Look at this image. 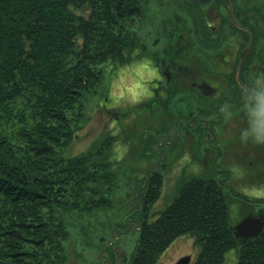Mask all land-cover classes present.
<instances>
[{"label":"trees","instance_id":"16d2710c","mask_svg":"<svg viewBox=\"0 0 264 264\" xmlns=\"http://www.w3.org/2000/svg\"><path fill=\"white\" fill-rule=\"evenodd\" d=\"M145 2L0 0V264H65L71 241L77 254L85 245L97 251L103 245L92 232L94 222L84 218L113 208L117 172L103 155L109 139L76 155L65 149L82 117V101L97 93L103 67L143 53L138 31ZM252 51L242 61L245 68L252 64ZM152 141L145 140L142 157L157 155ZM142 176V187H126L144 204L129 203L123 218L110 214L114 224L139 217L127 264H156L181 235L193 237L199 249L191 264H224L233 248L235 264H264V227L256 237L238 241L229 220L231 189L223 179L189 178L148 220L163 175L156 167Z\"/></svg>","mask_w":264,"mask_h":264},{"label":"rangeland","instance_id":"374dc122","mask_svg":"<svg viewBox=\"0 0 264 264\" xmlns=\"http://www.w3.org/2000/svg\"><path fill=\"white\" fill-rule=\"evenodd\" d=\"M196 2L190 4L186 0H146L143 9L144 15L138 31L142 36L143 53L137 57H132L130 62L117 66L110 63L103 67L104 73L97 93L82 101V117L75 126L73 138L65 149L66 155H76L90 149L93 145L100 144L105 138L109 139V146L103 149V155H107L111 159V166L117 172L113 193V208L115 209H108L107 213H105L106 209L100 210L97 216H91L89 221L84 218V221L94 222L92 223V232L96 236L98 235L99 239L103 237L108 244L104 248V252L111 253L110 250H115L114 252L117 254L115 256L113 253V264H122L120 248L124 250L127 258L130 257L137 237L135 224L139 220L138 216L130 217L132 219L130 223L124 219L127 224H114L116 219L113 215L123 218L131 210L129 203L132 195L126 186L136 189L138 181L140 182V178L143 177L142 175L147 168L155 170L157 167L163 175L158 199L148 206V220L155 219L158 212L165 209L173 201L182 186L181 184L193 176L223 179L230 187L231 193L227 196V202L229 204V220L232 226L241 220L247 212H254L256 209L264 210V206L253 201L255 198L264 199V151H262L264 147L239 143L234 133L242 124L241 117H236L227 123L222 122L220 126H223V130L217 131L215 139L210 138L211 134L203 128L197 133L187 131L185 136L179 137L173 135L174 129L178 126H164L168 119H173V122L177 123V113L170 119L165 117L167 111L158 103L154 104L151 111L144 100L135 105L119 104L114 102L111 95L110 84L118 69L138 60L141 56L147 55L151 48L153 50L159 49L163 41L168 39L165 35L166 32L164 33L165 30H178L174 33L175 38L170 41L171 43L183 38H188V41L192 40L194 46L198 48V50L194 49V65L201 67V71L207 73L209 77H212L210 74H218L214 77H218L216 85L221 87V94L228 92L221 77H219L222 72L219 64L222 61L219 58L220 54L216 52L215 55L206 49L204 50L201 39L197 38L198 34H194L192 29L193 36L189 37L183 29V27L192 26L191 23L193 25L194 23L198 24L200 2ZM248 2L250 0H239L237 6L245 10L240 12L245 16L250 10H254L257 43L252 49L254 60L252 59L253 62L250 66V74L254 76L264 73V0ZM191 10H194L196 14L190 12ZM76 11L85 13L84 10ZM189 12L192 16L190 18ZM193 15H196L198 19L196 20ZM179 34H182L183 37L181 38ZM155 41L157 44H154ZM238 52L239 50H237ZM212 55L214 58L217 56V59L212 60ZM211 60L214 66L211 65ZM254 63L255 65H253ZM214 69L218 71L216 72ZM233 98V101H238L235 97ZM104 102L108 107H113L116 113H108L99 106ZM209 104L210 102L205 105L200 104V114L206 119L213 115V109L209 107ZM159 132H162L161 138L158 137ZM149 138L153 140V144L155 143L153 149L157 148V155L142 157L140 152L147 146L145 140ZM214 144L221 148L220 152L215 151ZM259 151L263 152L261 156ZM159 156L163 158L160 159L161 161L158 160ZM157 160L161 164L160 166H157ZM125 178L130 180L128 184L125 182ZM111 213L113 215L110 216ZM111 226L112 228H110ZM90 236L93 237V233H90ZM69 244L70 252L65 264H84L85 260L90 262L88 264L100 262L93 260V258L100 254L101 248L97 251V246H82L83 248L80 250L84 254L82 255L81 253L77 254V250L74 249L75 243L71 241ZM198 250L193 237L181 235L164 249L156 264H174L184 255L190 256L189 264H191ZM235 262L236 253L233 248L225 253L224 264H235Z\"/></svg>","mask_w":264,"mask_h":264},{"label":"flooded vegetation","instance_id":"af4514ba","mask_svg":"<svg viewBox=\"0 0 264 264\" xmlns=\"http://www.w3.org/2000/svg\"><path fill=\"white\" fill-rule=\"evenodd\" d=\"M196 1L200 2V6L198 7L199 12L197 11L199 13L198 24L196 25V23H194L193 25V23H191L192 26H187L188 28L183 27V29L189 37L193 36V29V33H196V35L198 34L197 38L202 39L201 44H203L204 50L206 49L215 55L216 52L220 54L219 58L222 61L219 62V64L221 65L220 70L222 72L219 77H221L228 92L221 94V87L216 85L218 77H214L218 76V74L213 73L210 74L212 77H209L207 73L205 74V72L201 71V67L194 65L193 58H195V50H198V48L194 46L192 40L188 41V38H183L185 40L182 39V41L178 39L176 42L171 43L170 41L175 38L174 33L178 30H165L164 33L166 32L165 35L168 39L163 41L159 49L153 50L151 48L147 53L148 56L154 59V62L160 68L161 78L153 88L152 96L145 99L144 103L151 108V111L152 108H154V104H160L163 106L164 110L167 111L165 117L170 119L177 113V123H174L173 119H168L164 125H173V127L178 126V128L174 129V136H185L187 131L197 133L203 128L207 133L211 134L210 138L215 139L217 131L219 132L223 127H221L220 124L224 122L218 114L220 102L227 99L232 100L234 99L233 97L238 100L242 88L250 81V78L253 77L250 74V65L245 68L242 61L244 57L248 55V51L252 50L257 43V31H255L256 20L254 17V10H250L247 16L236 10L237 1L239 0ZM250 2H252V0H250ZM190 12L196 14L194 10ZM190 12L188 14L189 18L192 17ZM179 35L181 38L183 37L182 34ZM249 40L251 43L248 47ZM154 44H157V41H155ZM247 47L248 49H246ZM237 50H239L238 53ZM211 58L212 60H216L217 56L214 58L212 55ZM253 65H255V63ZM249 76L250 78H248ZM207 102H210L209 107L213 109V115L208 119L200 114V104L205 105ZM99 106L107 111L108 106L105 102L99 104ZM242 122L243 121H241V123ZM161 136L162 132H159L158 137L161 138ZM216 145H213L215 151L217 150L220 152L221 148ZM156 149L157 148L154 150L156 151ZM262 151H264V149ZM262 151L258 152L260 156L263 153ZM160 159H163L162 156H159V160ZM150 170L153 169L151 168ZM137 185H139L138 187H142L140 183H137ZM133 190L136 189L133 188ZM131 198V205L133 202L141 206L144 204V199L138 197V193L132 195ZM138 209L142 208L137 207L135 211ZM130 217L134 218L135 216L132 214V216L126 218L129 223L132 221ZM101 241L103 245L100 254H97V256H100L101 262L113 264L111 258L115 250H110L111 253L108 251L104 252V248L108 244L103 237ZM120 252L121 263L127 264V255L122 248H120ZM116 254L117 253H115V256Z\"/></svg>","mask_w":264,"mask_h":264},{"label":"clouds","instance_id":"9594fccd","mask_svg":"<svg viewBox=\"0 0 264 264\" xmlns=\"http://www.w3.org/2000/svg\"><path fill=\"white\" fill-rule=\"evenodd\" d=\"M160 78L161 70L154 59L141 56L118 69L110 84L112 98L119 104L135 105L152 96ZM218 114L225 123L242 118V124L234 133L240 144L264 147V73L250 79L242 88L238 101L224 100Z\"/></svg>","mask_w":264,"mask_h":264},{"label":"water","instance_id":"95a60500","mask_svg":"<svg viewBox=\"0 0 264 264\" xmlns=\"http://www.w3.org/2000/svg\"><path fill=\"white\" fill-rule=\"evenodd\" d=\"M192 1V0H191ZM248 47L250 40L248 41ZM248 47L246 49H248ZM109 113H116L114 108L107 109ZM116 116V115H115ZM264 227V214L260 212L248 213L240 221L232 226L233 235L239 242H245L248 239L256 237ZM190 262L189 255H184L174 264H188Z\"/></svg>","mask_w":264,"mask_h":264}]
</instances>
